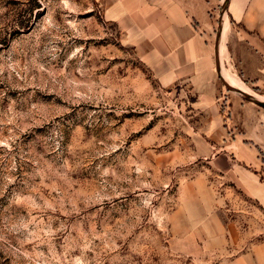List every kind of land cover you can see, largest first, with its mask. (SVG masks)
Returning a JSON list of instances; mask_svg holds the SVG:
<instances>
[{"label":"rangeland","instance_id":"374dc122","mask_svg":"<svg viewBox=\"0 0 264 264\" xmlns=\"http://www.w3.org/2000/svg\"><path fill=\"white\" fill-rule=\"evenodd\" d=\"M205 1L213 94L159 77L101 0H0V264H253L264 212L235 184L242 98L215 47L264 81Z\"/></svg>","mask_w":264,"mask_h":264},{"label":"crops","instance_id":"0c3cea01","mask_svg":"<svg viewBox=\"0 0 264 264\" xmlns=\"http://www.w3.org/2000/svg\"><path fill=\"white\" fill-rule=\"evenodd\" d=\"M108 17L133 45L145 50L159 77L188 81L200 93L213 94L209 6L205 0H101ZM226 14L235 36L247 42V80L264 81V0H227ZM239 37V38H240ZM144 53V54H145ZM161 75V76H160ZM207 90V91H206ZM231 122L247 141V170L235 184L264 212V109L242 99L231 101ZM264 264V242L246 255Z\"/></svg>","mask_w":264,"mask_h":264},{"label":"water","instance_id":"95a60500","mask_svg":"<svg viewBox=\"0 0 264 264\" xmlns=\"http://www.w3.org/2000/svg\"><path fill=\"white\" fill-rule=\"evenodd\" d=\"M226 4H227V0H225ZM215 67H216V73L218 75V77H220V79L222 80L223 84L225 85V87L227 89H229L230 91H233L237 94H239L241 96L242 99L246 100L247 102H251L253 104H255L256 106L264 109V100L258 99L256 97H254L255 95L251 94V93H247L241 89L235 88L230 86L224 79L223 76L221 74V67L219 64V52L218 49L215 47Z\"/></svg>","mask_w":264,"mask_h":264},{"label":"bare ground","instance_id":"6f19581e","mask_svg":"<svg viewBox=\"0 0 264 264\" xmlns=\"http://www.w3.org/2000/svg\"><path fill=\"white\" fill-rule=\"evenodd\" d=\"M224 26H223V30L224 31H227V22L225 21L224 22V24H223ZM223 73H224V76H223ZM222 76H223V79L230 85V86H232V87H235V88H238V89H241V90H243V91H245V92H247L245 89V85L243 84V83H241V81H239L236 77H234V75H231V74H229V73H227V72H225V70H224V72H222ZM247 93H249V92H247ZM252 94V93H251ZM254 97H256V96H254ZM257 98V97H256ZM259 99V98H258Z\"/></svg>","mask_w":264,"mask_h":264}]
</instances>
